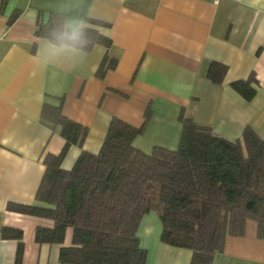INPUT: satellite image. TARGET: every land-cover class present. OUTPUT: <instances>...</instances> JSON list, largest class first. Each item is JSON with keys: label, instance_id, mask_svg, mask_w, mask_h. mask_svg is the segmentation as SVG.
Returning <instances> with one entry per match:
<instances>
[{"label": "crops", "instance_id": "0c3cea01", "mask_svg": "<svg viewBox=\"0 0 264 264\" xmlns=\"http://www.w3.org/2000/svg\"><path fill=\"white\" fill-rule=\"evenodd\" d=\"M99 20L111 40L89 50L58 51L35 35L50 14ZM14 15V17H13ZM107 53L116 59L102 78L96 70ZM210 62L226 67L221 83L206 76ZM253 73L249 101L230 87ZM62 100V113L87 127L81 147L71 145L61 161L69 170L82 150L97 153L113 117L140 127L132 144L145 153L178 146L179 115L207 125L213 133L240 138L250 127L264 139V0H0V264H13L18 241L3 238L4 227L21 231L20 264H60V246L38 243L46 218L6 209L8 202L33 204L44 172L43 156L57 154L64 139L40 123L47 101ZM162 225L153 210L141 218L137 237L144 264H189L192 251L160 240ZM245 221L242 236H227L208 264H264V239Z\"/></svg>", "mask_w": 264, "mask_h": 264}, {"label": "trees", "instance_id": "16d2710c", "mask_svg": "<svg viewBox=\"0 0 264 264\" xmlns=\"http://www.w3.org/2000/svg\"><path fill=\"white\" fill-rule=\"evenodd\" d=\"M87 23L88 43L80 49L87 51L95 44L109 48L110 38L97 29L106 24L93 19ZM64 26V16L52 13L37 25L35 35L57 43ZM115 63L105 53L96 75L102 78ZM225 71L223 64L210 62L206 76L221 83ZM256 86L253 73L230 83L247 101ZM149 116L148 108L140 127L113 117L99 151L82 150L64 170L63 157L71 145L82 146L87 127L63 115L60 98L57 104H42L40 123L58 131L64 144L57 154L43 156L35 202H8L6 209L52 221L36 227L38 243L62 244L65 230L72 229L71 244L59 248L60 264H144L146 250L139 245L137 228L151 210L161 221L160 240L192 251L189 264L210 263L227 236L244 234L247 219L256 222L257 237L264 239V139L247 126L240 138L229 140L181 112L177 148L154 147L145 153L132 141ZM1 235L18 241L13 264H20L21 231L4 227Z\"/></svg>", "mask_w": 264, "mask_h": 264}, {"label": "clouds", "instance_id": "9594fccd", "mask_svg": "<svg viewBox=\"0 0 264 264\" xmlns=\"http://www.w3.org/2000/svg\"><path fill=\"white\" fill-rule=\"evenodd\" d=\"M88 26L87 21L83 19L68 21L64 30L56 37L57 43H50V47L58 51L79 50L88 43L84 34V30Z\"/></svg>", "mask_w": 264, "mask_h": 264}]
</instances>
